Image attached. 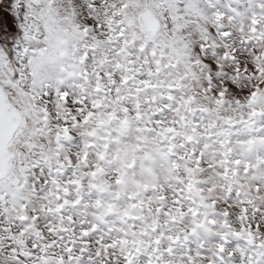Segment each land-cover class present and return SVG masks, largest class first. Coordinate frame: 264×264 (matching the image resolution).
<instances>
[{"label":"snow or ice","instance_id":"obj_1","mask_svg":"<svg viewBox=\"0 0 264 264\" xmlns=\"http://www.w3.org/2000/svg\"><path fill=\"white\" fill-rule=\"evenodd\" d=\"M0 264H264V0H0Z\"/></svg>","mask_w":264,"mask_h":264}]
</instances>
